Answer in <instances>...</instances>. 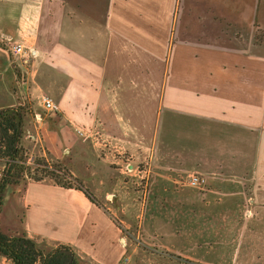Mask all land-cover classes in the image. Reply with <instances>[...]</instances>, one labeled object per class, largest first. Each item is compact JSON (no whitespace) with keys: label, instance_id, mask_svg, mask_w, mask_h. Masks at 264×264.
<instances>
[{"label":"crops","instance_id":"obj_1","mask_svg":"<svg viewBox=\"0 0 264 264\" xmlns=\"http://www.w3.org/2000/svg\"><path fill=\"white\" fill-rule=\"evenodd\" d=\"M9 40L28 46V65ZM20 105L36 158L70 163L92 200L49 179L9 186L7 234L119 264L124 220L160 232L164 206L233 223L238 239L264 223V0H0V109ZM189 172L207 190L188 187Z\"/></svg>","mask_w":264,"mask_h":264},{"label":"rangeland","instance_id":"obj_2","mask_svg":"<svg viewBox=\"0 0 264 264\" xmlns=\"http://www.w3.org/2000/svg\"><path fill=\"white\" fill-rule=\"evenodd\" d=\"M25 22L27 26H31L34 22V17H27ZM9 41L8 45L5 44L7 45V49L19 59L20 63L28 65L31 56L28 46L24 43ZM18 45L23 48L21 53H17L14 49ZM42 99L43 98H41V103ZM27 110L29 114L27 115L22 144L25 148L27 163L34 170L36 168V159H39L36 158L38 154L37 150L31 145V135L35 129L33 125L28 122L29 117L31 118V110L29 108ZM56 113H59V111ZM90 131H82L83 136L81 137L85 139L91 138L90 140L92 141L90 135H93V131ZM65 162L66 160L64 163ZM66 165L68 168L63 167L61 164V166L68 171V174L72 176L70 173L72 168L70 163L66 162ZM148 166V162L139 164L140 170ZM0 167H3L4 170L5 164L2 161H0ZM1 170L2 169H0V171ZM193 174L197 173L189 172L184 176L186 177L188 187L199 192L207 190L208 185L204 189H197L189 185V177ZM203 176L205 175L203 174ZM26 180H28V178H25V181ZM69 182L72 186L79 187V185H77L78 181L75 180L73 176ZM24 183L25 182L18 184L20 186V188H18L19 191L24 188ZM86 191L89 192L88 190ZM112 194L113 193L110 192V195ZM112 200L108 199L105 201L109 204L107 207L114 210L116 213L115 218L121 221L122 216L117 212V205H111L109 202ZM6 204L7 206L3 209V213L7 222L10 216L9 211L11 202H6ZM141 206L140 204L139 210ZM192 207L193 206H180L178 208L179 212L173 215L169 213L171 207L164 206V210H161L165 213L162 212L163 218L161 220L160 232L153 231L150 232L148 236V233H143V226H141L139 219H137L139 214L133 218L131 217L133 221L124 220V224L121 222L122 225H124L123 239L127 248L126 256L129 259L128 264H257V253L260 261H264V258H261V252H263L262 249H264V232L261 231V228L264 227V223H257L250 220V225L245 228L247 232L246 237L238 239L237 237H233V235L237 233L235 230L237 227H235L233 223H230L231 228L228 230L226 225L218 221L216 217L213 221H203L193 214L195 210L194 207ZM9 221L10 225L14 224L12 220ZM156 227L159 228L157 224ZM255 230L257 232H254ZM10 235H14V233H10ZM0 264L12 263L0 257Z\"/></svg>","mask_w":264,"mask_h":264},{"label":"trees","instance_id":"obj_3","mask_svg":"<svg viewBox=\"0 0 264 264\" xmlns=\"http://www.w3.org/2000/svg\"><path fill=\"white\" fill-rule=\"evenodd\" d=\"M28 107L0 109V161L5 164L0 180V211L4 203V194L9 186L25 182V178L40 182L52 180L59 187L75 188L82 191L89 199L90 194L69 182L72 176L61 164H50L43 159H36L33 170L27 163L25 148L22 144L27 122ZM0 257L12 264H89L82 260L70 246L59 245L53 249L39 246L26 234L10 235L5 233L0 224Z\"/></svg>","mask_w":264,"mask_h":264},{"label":"built area","instance_id":"obj_4","mask_svg":"<svg viewBox=\"0 0 264 264\" xmlns=\"http://www.w3.org/2000/svg\"><path fill=\"white\" fill-rule=\"evenodd\" d=\"M14 49L17 53H21L23 48L22 46L18 45ZM42 103L44 109L50 113H56L59 111L58 105H56L54 101L49 97H43ZM78 134L80 136H83L82 131H79ZM0 176H2V171H0ZM189 185L197 189L200 188L204 189L207 186V178L203 176V174L201 173L193 174L189 177ZM128 263H129V259L126 255L119 262V264H128Z\"/></svg>","mask_w":264,"mask_h":264}]
</instances>
